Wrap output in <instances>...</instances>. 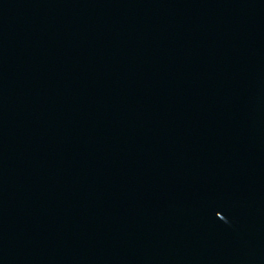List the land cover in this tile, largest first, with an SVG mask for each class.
<instances>
[{"label":"water","instance_id":"obj_1","mask_svg":"<svg viewBox=\"0 0 264 264\" xmlns=\"http://www.w3.org/2000/svg\"><path fill=\"white\" fill-rule=\"evenodd\" d=\"M0 264H264V0H0Z\"/></svg>","mask_w":264,"mask_h":264}]
</instances>
